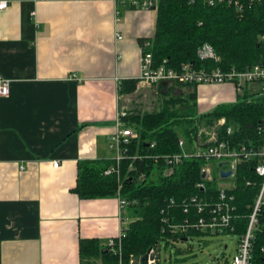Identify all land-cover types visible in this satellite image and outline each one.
<instances>
[{"label":"crops","instance_id":"0c3cea01","mask_svg":"<svg viewBox=\"0 0 264 264\" xmlns=\"http://www.w3.org/2000/svg\"><path fill=\"white\" fill-rule=\"evenodd\" d=\"M2 1L0 264H82V240L108 248L131 225L119 196L81 199L74 189L80 162L114 160L126 102L158 87L138 82L140 42L155 37L158 11L144 0ZM130 80L135 93L121 94ZM196 94L200 113L236 98L231 85Z\"/></svg>","mask_w":264,"mask_h":264},{"label":"trees","instance_id":"16d2710c","mask_svg":"<svg viewBox=\"0 0 264 264\" xmlns=\"http://www.w3.org/2000/svg\"><path fill=\"white\" fill-rule=\"evenodd\" d=\"M158 0L156 33L153 38L154 66L165 64L180 70L190 64L194 68H217L244 70L260 64L264 56V5L254 4L253 9L237 13L226 6H207L196 0ZM143 40L141 41V43ZM211 45L220 62L201 60L199 50ZM136 80L124 81L121 94L136 91ZM178 87L193 91L179 94ZM197 85L174 82L171 86L158 85L156 94L164 101L158 111H129L124 123L139 133V139L131 142L120 165V177L106 176L104 172L115 161L80 162L78 185L74 192L81 199L121 197L128 202L129 228L123 233L122 249L111 251L102 247L98 240L80 242L82 264H131V257L138 261L150 249H157L163 241L169 244L176 238L172 226L183 224L187 216L184 207L187 200L209 191L217 193V182L208 183L205 191L196 187L202 181L201 160H184L171 175H165L166 156L181 153L180 139L194 142L202 127L214 126L222 118L226 127H232L233 141L246 144H264V96L245 95L239 102L220 104L209 112L200 113L197 108ZM226 134L225 129L221 132ZM153 145V146H152ZM242 171V168H241ZM157 172V174H154ZM252 168L248 167V175ZM145 175V180L137 179ZM247 178L239 175L235 190L239 235L246 232L249 207L258 189L246 187ZM251 264H264V230L254 243ZM107 249L108 253H103Z\"/></svg>","mask_w":264,"mask_h":264},{"label":"built area","instance_id":"2783aa9c","mask_svg":"<svg viewBox=\"0 0 264 264\" xmlns=\"http://www.w3.org/2000/svg\"><path fill=\"white\" fill-rule=\"evenodd\" d=\"M196 0H189L195 3ZM207 6H226L232 8L237 13H245L253 9L254 4L264 5V0H201ZM158 2V0H157ZM134 2L133 4H138ZM141 6L144 8L152 7L151 1H142ZM8 2H0V9H7ZM118 39H122L118 38ZM264 40V35L260 37ZM153 41L143 40L140 42V87H154L162 83L192 84V85H231L234 88L235 102L243 99L245 95L264 96V56L260 64L240 70L236 67L229 70L221 67L196 69L192 65H183L180 70L168 68L165 64L154 66L153 63ZM215 49L205 44L199 50L201 60H210L220 62L221 57L217 56ZM258 84L259 90L251 93L253 86ZM10 93L9 81L0 77V97H7ZM117 131L111 138L110 147L115 150V165L106 169L104 174L110 176L116 174L120 177V165L125 157L127 149L131 142L139 139V133L133 128L127 127L124 118L127 113L124 110L118 112ZM226 119L222 118L209 129L202 128L199 130L197 139L191 142V149H186V140L180 139L179 146L181 153L166 156L164 158L167 170L165 175H171L184 160L196 159L204 162L201 166L202 181L196 184V187L205 191L208 183L217 182V193L212 195L206 191L202 195L190 197L185 203L184 214L187 216L183 224L172 226V232L176 238L171 239L169 246L179 243H189L193 237L199 236H216V235H233L237 239L236 254L231 264H251L254 243L259 232L264 230V144H246L243 142L233 141L232 127H226ZM225 129L226 134L221 132ZM153 146V145H152ZM226 163L220 167L219 164ZM54 168L59 167V162L53 163ZM248 167L252 168L251 175H248ZM242 168V171H241ZM223 172H231L230 176H223ZM239 175L247 178L246 187L258 189L254 198L251 213L248 217L246 232L239 235L238 220L240 214L237 207V196L235 190L239 186ZM142 174L137 180H145ZM119 205L125 212L128 202L119 197ZM123 233L116 239H112L108 244V249L119 251L122 249ZM226 247V246H225ZM190 250V249H189ZM154 255L148 264H160L161 250L150 249L147 253ZM131 264H141V258L137 261L134 256L131 257Z\"/></svg>","mask_w":264,"mask_h":264},{"label":"rangeland","instance_id":"374dc122","mask_svg":"<svg viewBox=\"0 0 264 264\" xmlns=\"http://www.w3.org/2000/svg\"><path fill=\"white\" fill-rule=\"evenodd\" d=\"M259 88L260 86L255 84L250 92L255 93ZM156 89L154 87L144 90L137 97L130 98L129 102L122 100V104L126 102L127 106V110L125 108L122 110L126 113L135 110L147 112L160 110L164 99L156 94ZM192 91L187 87H178L177 89L179 94L184 95ZM202 128L209 129L206 126ZM159 246L161 250L160 264H231L236 254L237 239L233 235H202L193 237L189 243H179L170 247L162 241ZM225 246L227 249H224Z\"/></svg>","mask_w":264,"mask_h":264},{"label":"water","instance_id":"95a60500","mask_svg":"<svg viewBox=\"0 0 264 264\" xmlns=\"http://www.w3.org/2000/svg\"><path fill=\"white\" fill-rule=\"evenodd\" d=\"M224 164L226 163H221L219 164L220 167L224 166ZM223 176H230L231 172H223L222 173ZM224 249H227V247H225ZM103 253H108L107 249H105V251ZM154 259V255H150V254H146L145 256H143L141 258V264H148L149 260Z\"/></svg>","mask_w":264,"mask_h":264}]
</instances>
